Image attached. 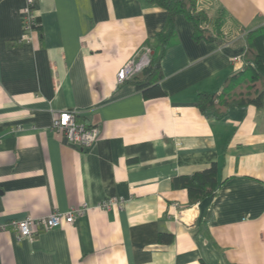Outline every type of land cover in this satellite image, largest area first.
Instances as JSON below:
<instances>
[{
  "label": "crops",
  "instance_id": "crops-1",
  "mask_svg": "<svg viewBox=\"0 0 264 264\" xmlns=\"http://www.w3.org/2000/svg\"><path fill=\"white\" fill-rule=\"evenodd\" d=\"M193 1L212 39L196 40L177 15L160 61L163 95L145 98L134 77L116 75L149 49L162 8L34 0L40 28L20 44L25 0H0V226L89 207L32 240L0 231V264H264V96L220 118L197 107L199 93L219 94L240 71L232 59L264 27V0ZM63 110L98 129L91 147L52 130ZM212 165L216 189L190 204L174 180ZM113 197L122 208H96Z\"/></svg>",
  "mask_w": 264,
  "mask_h": 264
},
{
  "label": "trees",
  "instance_id": "trees-1",
  "mask_svg": "<svg viewBox=\"0 0 264 264\" xmlns=\"http://www.w3.org/2000/svg\"><path fill=\"white\" fill-rule=\"evenodd\" d=\"M162 8L166 18L162 29L145 42L153 54L149 63L132 82L137 90L146 97H161L163 92L158 86L161 78L160 61L165 51L175 41V17L185 15L193 24V37L196 40L212 39L203 25L207 22L206 14L197 12L193 0H147ZM217 24H219L217 22ZM40 26L37 28L39 29ZM243 60L246 63L241 71L228 79L219 94L199 93L197 107L203 116H223L232 107L244 108L252 105L260 107L264 96V27L249 31L245 37ZM217 168L212 165L209 169L182 176L173 182V186L185 189L189 203L193 204L212 194L217 187Z\"/></svg>",
  "mask_w": 264,
  "mask_h": 264
},
{
  "label": "built area",
  "instance_id": "built-area-1",
  "mask_svg": "<svg viewBox=\"0 0 264 264\" xmlns=\"http://www.w3.org/2000/svg\"><path fill=\"white\" fill-rule=\"evenodd\" d=\"M40 26L37 17L34 12V0H25L24 7L21 11V28L22 34L19 39L20 44L30 43L32 38V32L36 31ZM150 50L146 49L144 55L137 62L129 61L123 65L117 72V81L123 82L125 80L132 79L144 68L147 67L150 58ZM232 63L239 66L241 71L245 66L243 56L232 59ZM75 110H63L57 112L52 118V130L65 139L68 144L78 146L80 148L91 147L98 137L97 128H86L82 124L76 122ZM123 199L120 197H113L107 199L96 206L97 209L108 212L111 211L114 206L122 208ZM89 207L84 203L81 207L71 208L67 212H51L46 216L41 217H26L23 220H12L7 226H0V231L10 230L14 233L17 241L22 239L34 238L38 229L45 232L58 228L62 222L71 224L76 216L84 214Z\"/></svg>",
  "mask_w": 264,
  "mask_h": 264
}]
</instances>
